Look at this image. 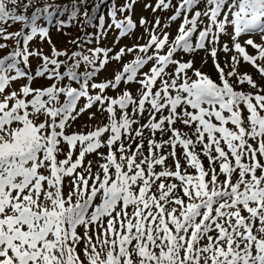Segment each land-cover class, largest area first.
<instances>
[{
  "label": "snow or ice",
  "instance_id": "snow-or-ice-1",
  "mask_svg": "<svg viewBox=\"0 0 264 264\" xmlns=\"http://www.w3.org/2000/svg\"><path fill=\"white\" fill-rule=\"evenodd\" d=\"M0 264H264V0H0Z\"/></svg>",
  "mask_w": 264,
  "mask_h": 264
},
{
  "label": "rangeland",
  "instance_id": "rangeland-1",
  "mask_svg": "<svg viewBox=\"0 0 264 264\" xmlns=\"http://www.w3.org/2000/svg\"><path fill=\"white\" fill-rule=\"evenodd\" d=\"M136 14H137V16H139L140 14H142V6H141L140 10L136 12ZM144 14L147 15V13H144ZM196 66L197 67H200L199 60L197 61V65ZM202 70L205 71V72L212 73L213 76H215V73L213 72V69L211 67V61H209V65L205 66Z\"/></svg>",
  "mask_w": 264,
  "mask_h": 264
},
{
  "label": "trees",
  "instance_id": "trees-1",
  "mask_svg": "<svg viewBox=\"0 0 264 264\" xmlns=\"http://www.w3.org/2000/svg\"><path fill=\"white\" fill-rule=\"evenodd\" d=\"M140 8H141V6H138V7H137V9H136V12H137V11H139V10H140ZM138 9H139V10H138Z\"/></svg>",
  "mask_w": 264,
  "mask_h": 264
}]
</instances>
